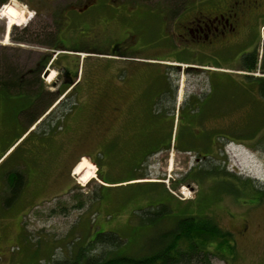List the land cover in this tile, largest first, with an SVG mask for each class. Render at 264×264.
Returning <instances> with one entry per match:
<instances>
[{
	"label": "rangeland",
	"instance_id": "obj_1",
	"mask_svg": "<svg viewBox=\"0 0 264 264\" xmlns=\"http://www.w3.org/2000/svg\"><path fill=\"white\" fill-rule=\"evenodd\" d=\"M107 1L7 0L0 5V79L1 67L6 61L24 80L20 88L0 89V154L7 151L1 159L6 160L0 167V180L4 168L12 162H28L33 158L37 163L28 171L22 192L12 199L4 196L7 201L0 196V264H47L65 259L85 248L97 232L104 231L124 239L123 252L140 253L148 236L168 228L177 215L183 214L180 209L189 215L209 216L233 235V253H227L225 259L214 257L212 264H264V196L261 198L256 189L242 187L250 186L244 184L246 178L252 179L256 188L264 186V155L232 141L214 142V149L207 150L212 153L210 157L204 153L200 156L193 146L213 140L215 128L244 117L247 105L235 107L245 99L254 98L255 94L253 86L245 84L247 72L241 69L239 59L253 48L261 55L264 13L254 16L246 34H238L236 42L217 40L201 45L193 41L186 27L193 14L170 18L160 10L162 6L176 3L180 6L185 0H134L131 6L127 1L110 0L109 8L122 4L123 10L121 7L113 17L106 15V22L90 28V33L94 36L101 33L108 36L109 42L123 41L127 46L132 45L131 37L135 51L116 58L86 52L56 55L46 45L50 42L49 32L54 28L53 19L62 9ZM7 5L23 7L27 20L8 28L7 18L1 15ZM23 28L28 29L22 33L26 41L16 42L13 36L21 35ZM75 30L76 34L83 35L81 26H76ZM69 31L72 29L66 28V32ZM66 32L63 33L66 35ZM45 53H51L50 62L40 73L39 81L35 67ZM64 64L82 75L77 85L79 89L85 88L88 79L90 87L95 89L106 88L104 80L118 88L115 115L110 112L112 103H103L108 105L104 113L115 118L101 122L97 134L95 130L87 134L80 131L90 125L96 128V122L80 126L77 117L69 121L68 135L85 137L88 141L86 147L80 145V139L72 143L75 149L82 147L89 153L78 162L83 157L95 162L103 181L101 175L95 174L90 161V181L83 182L85 175L82 180L74 173L78 162L70 177L63 176L64 170L55 158L65 149L68 137L54 134L53 125L49 123L60 108H49L24 131L33 113L46 106L41 101L34 106L31 91L38 86L57 88L54 81L60 78L58 74ZM50 74L52 78L48 80ZM253 75L263 73L256 70ZM167 80L175 88L172 95L167 91ZM27 81L33 82L31 87ZM108 93L114 95L111 90ZM51 99L49 96L44 101ZM131 101L130 111L141 118L140 123L130 128L126 125L122 130H117L120 125L109 127L120 119ZM192 107L200 110V114L193 117L202 114L207 119L202 123L192 121L186 131L185 121ZM41 138L49 139L48 145L36 146ZM174 143L183 144L187 151L174 147ZM169 144L168 150H159L143 161L142 155L153 146ZM211 167L235 178L210 172ZM3 184L0 182V188ZM183 189L188 190L187 193ZM163 201L175 211L152 225L145 220L147 217L142 210ZM243 224L245 230L239 233ZM104 250L109 248L98 246L90 252Z\"/></svg>",
	"mask_w": 264,
	"mask_h": 264
},
{
	"label": "trees",
	"instance_id": "obj_2",
	"mask_svg": "<svg viewBox=\"0 0 264 264\" xmlns=\"http://www.w3.org/2000/svg\"><path fill=\"white\" fill-rule=\"evenodd\" d=\"M6 1L7 0H0V5ZM108 2L110 3V0L103 5V8H109ZM99 4L101 5L99 2H95L92 6L97 7ZM171 7L177 8L178 3L172 5ZM72 11L73 10L66 7L64 10L62 9L53 19L54 28L49 32L50 42L46 43L52 52L62 49L59 46L61 42L60 36H62V30L65 29L67 25L71 24V22L68 24V17H73ZM175 11L176 9L168 14L170 18L175 17ZM65 19H67L66 23H64ZM98 21L99 20H97V22ZM27 30V28L21 29V35H15L13 36V39L16 42H25L26 39L22 33H26ZM50 57L51 53H45L38 59L34 72L37 80H39V75L47 66V63L50 62ZM239 61L241 69L247 72L244 77L245 84L247 83L248 85L253 86L252 91H254L255 96L251 99H245L242 104L235 107V109H238L241 106L245 107V105H247V111L244 113V117L242 116V119H234L229 124L221 126V128H215L216 133L213 140H207L205 143L199 142V144H193L200 156L203 153L208 157L212 156V153L207 151L209 147L214 149V142L225 144L226 141H232L245 145L264 155V46L262 47L261 55L259 54L258 49L253 48L252 50L243 53ZM52 63L53 62H51V64ZM256 70L262 72L263 75H253V72ZM1 72L3 73V76L0 79V89H7L10 91V88L16 87L15 89H17L21 87L24 80L19 78V75L15 73V70L10 68V64H7L6 61L1 67ZM76 72H78V70ZM27 83L29 85L28 87H31V84H33V82L30 81H27ZM167 83V88L170 89V95H172L174 90H172L171 87H173V85L168 82V80ZM24 84H26V82ZM75 88H78V86ZM41 89L44 88L38 86L37 90ZM168 89L167 91H169ZM34 94L36 95V93ZM37 98H39V96L34 97L32 100V104L34 106L38 103V101H35ZM73 102L74 100H72L71 103ZM50 103H48L42 111L38 113L35 111L33 113V117H31L32 119L29 121L27 128H25L24 131H26L29 126L33 125V123H35L38 118H40L48 110V105H50ZM204 110H206V107ZM188 111L190 116H188L185 121L186 131L189 130L192 121L198 123L199 120V122L202 123V121L205 122L207 119L202 117V114L200 116L193 117L196 113L200 114V110L197 108L192 107L189 108ZM164 112L165 114L169 113L167 111ZM177 124L179 125V120L177 121ZM170 146L171 144L167 146H153L152 149L150 148V150L142 155L143 161L146 156L159 150H168ZM173 146L180 150L187 151L183 144L174 143ZM210 170V172L216 174L222 173L229 178L230 176L235 178L234 175L226 171L221 172L220 170H217L216 167H211ZM99 171L100 169L98 168L97 173L98 175H101ZM9 174V179L12 178L11 183L16 184L17 181L14 180V176L11 173ZM101 179L103 181V175H101ZM246 183H249L250 186L242 185V187H245L248 190L256 189V192L261 193V198L264 196V186L256 188L254 181L250 178H246L244 184ZM164 192L168 193L167 190H164ZM163 202L164 203L160 202L155 206H149L148 208L142 210L147 217V219H145L147 222L154 225L174 210L171 206L169 207L165 201ZM180 211H182L183 214L177 215L171 226L165 229L157 230L155 234L148 236V240L142 246L143 251L140 253L138 252L133 254L123 252L122 249L126 246L124 239L116 233L104 231L97 232L93 240H90L85 248H81L77 252L69 254L70 256L65 259L56 260L47 264H212V259L214 257L225 259L227 253H233L234 238L231 232L222 228L214 221L213 218L209 216L189 215L185 214V212L181 209ZM98 246L108 247L109 250H104L100 253L90 252ZM224 250H227V252H224Z\"/></svg>",
	"mask_w": 264,
	"mask_h": 264
},
{
	"label": "flooded vegetation",
	"instance_id": "obj_3",
	"mask_svg": "<svg viewBox=\"0 0 264 264\" xmlns=\"http://www.w3.org/2000/svg\"><path fill=\"white\" fill-rule=\"evenodd\" d=\"M127 1V3L131 6V2L134 0ZM262 4L263 0H185L177 8L171 6H162L160 10L162 14H170L174 11V9H176L175 15L184 14L185 16H188L189 14H193V19L188 21L189 24H187L186 27L192 37H194V42L205 45L217 40H221L222 42H236L235 38L238 34H240V36H244L246 34V28L250 24L254 16L264 13V5L262 6ZM92 5L93 3L88 7L87 5H84L82 8H71L73 10V17H68V24L70 22L71 24L67 25L65 29H63V32H66V28L72 29V31L66 32V35L63 32L61 33L62 36H60L61 42L59 46L62 49H59L57 51H61L60 53L72 55H77L82 52H86L89 54H99V56H101L102 58L126 57L128 55L127 52L135 51L136 48H134L135 45L133 46L131 37H129L131 39L129 40L132 42V45L127 46L123 44V41L109 42V40L106 39L108 36L105 37L106 35H103L101 33L99 36H94L90 33V28H94V26L96 25L100 26L102 25V23H105L106 21L104 20V17L106 15L113 17L112 14L120 11V8L123 5L119 4L115 7L103 8L101 5L104 4H99L97 7H95L97 9L90 8L93 7ZM247 15H249L247 20H243V17ZM97 20L99 21L97 22ZM76 26H81L83 30L81 31L83 32L82 36L76 34ZM240 28L243 29V31H240ZM108 43L112 44L108 46ZM66 49H70L73 51ZM61 69L62 71L60 72V74H58L60 75V78L54 81V84H57L58 86L57 88H45L36 91H29H31L32 96H39V98L35 100L36 102L41 101L45 103L44 105H47L51 102L50 105H48V109L51 107L60 108V110L57 111L58 113L54 112L52 116L53 122L49 121V123H52L53 125V131H55L54 134H56L57 136L60 135V137L62 135L68 137L65 149L56 156L55 161L59 163L60 168H63V176L70 177L71 171L80 157L83 155H89V153H87V151L85 150H82V147H79V149H75L74 146H72V143H74L77 139H80L79 143L83 147H86L88 145V141L85 139V137L79 136V138H72L70 135H68L69 120L73 117H77V123H79L80 126H86L87 124L96 122V128L90 125L89 128H84L80 131L87 134V132H89L90 130H95L97 134V127L101 122L105 123L106 121H110L109 118H115L112 115L108 117L107 113H104L103 109L108 107V105L103 103H112L110 112L114 113L115 115L118 107L117 104L114 103H119V101L115 99V94L119 95V92L117 91V86H113V84H111L108 80H104L106 88L95 89L92 86L90 87L89 79L88 81H86L84 89L75 88L81 83L82 75L79 76L78 72H72L68 67H66L65 64L62 65ZM111 81H114L113 83H115V80L111 79ZM109 83L111 84V87H109L108 89ZM166 84L168 86V83ZM171 89L174 90L175 88L171 87ZM95 90L97 92H95ZM109 90H111L114 95H110L108 93ZM34 93H36V95ZM49 96L52 97V99L45 102L44 99L48 98ZM73 98H75L74 102L71 103ZM133 101L130 102L128 108L121 115L120 119L115 120V122L111 123L109 127L115 128L117 127V125H120L119 127H117V130H122L126 125H128V127L130 128L131 126L135 127L136 123H140L138 121L141 118L135 117L133 111H130V107ZM51 113H53V111ZM79 113L81 114L80 116ZM90 117H92V119ZM93 119L95 120L93 121ZM118 133L119 132H117V134ZM114 134L112 133V135ZM48 140L49 139L42 138L39 140V142L36 143V146L43 145L45 147L46 145H48ZM63 140H65V138ZM6 152L4 151L2 154H0V161ZM32 159L33 158H31V160L28 162L17 160L4 168L2 179L0 180V182L4 183L3 187L0 188V190L2 189V191H0V196L3 201H5L6 198H14L18 195L19 192H22L21 190L24 186L25 180L27 179L28 171H30L34 168L35 165H37L35 159ZM66 159L69 160L65 165ZM5 160L3 159L0 162V166L5 162ZM9 173L14 176V180L17 181L16 184L11 183L12 178L9 179ZM51 177L54 178V175H51ZM4 196L6 197L5 199ZM7 200L9 199H6V201ZM245 227L246 225L243 224L239 233L244 232Z\"/></svg>",
	"mask_w": 264,
	"mask_h": 264
},
{
	"label": "bare ground",
	"instance_id": "obj_4",
	"mask_svg": "<svg viewBox=\"0 0 264 264\" xmlns=\"http://www.w3.org/2000/svg\"><path fill=\"white\" fill-rule=\"evenodd\" d=\"M13 2V1H12ZM16 2V1H15ZM14 2V3H15ZM23 5V4H22ZM29 10V9H28ZM2 16L7 18V27L9 28L11 25L13 24H22L23 22H25L26 19V10L23 9V7L14 5V6H6L4 8V11L1 14ZM28 18V17H27ZM52 78V75L50 74L48 76V80H50ZM89 159L86 158H82L76 165L75 169H77L76 171L74 170V173L77 174L79 176V179H82V176L85 175V177L83 179H85L83 182H87L90 178H88L91 174L90 172V167H92L91 163L94 166V170H95V174H96V164L93 163L92 161H90ZM82 179V180H83ZM81 180V181H82ZM90 181V180H89ZM184 192L187 193L188 190L183 189Z\"/></svg>",
	"mask_w": 264,
	"mask_h": 264
},
{
	"label": "crops",
	"instance_id": "obj_5",
	"mask_svg": "<svg viewBox=\"0 0 264 264\" xmlns=\"http://www.w3.org/2000/svg\"><path fill=\"white\" fill-rule=\"evenodd\" d=\"M70 121V120H69ZM83 158H86V157H83Z\"/></svg>",
	"mask_w": 264,
	"mask_h": 264
}]
</instances>
